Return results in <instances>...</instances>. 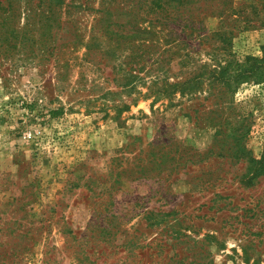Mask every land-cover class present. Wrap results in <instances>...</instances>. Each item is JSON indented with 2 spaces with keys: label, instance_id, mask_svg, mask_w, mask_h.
Listing matches in <instances>:
<instances>
[{
  "label": "rangeland",
  "instance_id": "rangeland-1",
  "mask_svg": "<svg viewBox=\"0 0 264 264\" xmlns=\"http://www.w3.org/2000/svg\"><path fill=\"white\" fill-rule=\"evenodd\" d=\"M0 264H264V0H0Z\"/></svg>",
  "mask_w": 264,
  "mask_h": 264
},
{
  "label": "trees",
  "instance_id": "trees-1",
  "mask_svg": "<svg viewBox=\"0 0 264 264\" xmlns=\"http://www.w3.org/2000/svg\"><path fill=\"white\" fill-rule=\"evenodd\" d=\"M236 65H247V64H239V63H236ZM226 70V69H225ZM224 70V71H225ZM240 69L237 68L236 71L238 72H232V73H229L231 75V77L233 78H240L242 75H243V72L242 71H239ZM228 74V76H229ZM236 79H233V80H236ZM232 79H227L226 80V85L229 87V88H233L234 87V83L231 81Z\"/></svg>",
  "mask_w": 264,
  "mask_h": 264
}]
</instances>
